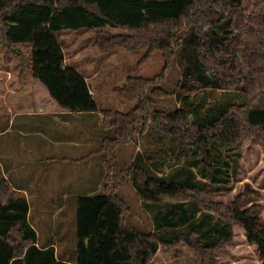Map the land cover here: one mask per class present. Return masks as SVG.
I'll use <instances>...</instances> for the list:
<instances>
[{"label": "trees", "instance_id": "obj_1", "mask_svg": "<svg viewBox=\"0 0 264 264\" xmlns=\"http://www.w3.org/2000/svg\"><path fill=\"white\" fill-rule=\"evenodd\" d=\"M105 26L123 32L99 43L104 53L146 48L142 60H148L161 51L163 70L154 77L129 76L114 87L137 103L128 111L104 110L114 135L99 148L102 187L74 198L73 236L58 239L59 251L55 239L39 242L28 198L0 177V264H152L160 247L181 243L195 250L201 264H218L233 222L243 225L264 264L260 206H241L249 189L230 203L213 198L232 190L243 141L264 144V0H0L2 45L16 57L23 56L19 46L30 45L33 75L71 112H93L99 105L85 75L66 63L56 31ZM175 59L179 105L157 108L154 96L170 93L159 82ZM147 126L155 149L121 166L116 147ZM126 177L151 213L154 231L126 223L129 206L116 191Z\"/></svg>", "mask_w": 264, "mask_h": 264}, {"label": "crops", "instance_id": "obj_2", "mask_svg": "<svg viewBox=\"0 0 264 264\" xmlns=\"http://www.w3.org/2000/svg\"><path fill=\"white\" fill-rule=\"evenodd\" d=\"M84 75L95 97L98 89L93 81L99 71ZM1 79L0 177L28 198L29 218L39 242L55 239L59 251L58 239L73 228L74 198L102 187L104 161L99 167V143L112 136L104 123V110L112 108L71 112L51 96L31 69L13 70V84L8 75H0ZM138 152H142L139 145L128 151V157L133 160Z\"/></svg>", "mask_w": 264, "mask_h": 264}, {"label": "rangeland", "instance_id": "obj_3", "mask_svg": "<svg viewBox=\"0 0 264 264\" xmlns=\"http://www.w3.org/2000/svg\"><path fill=\"white\" fill-rule=\"evenodd\" d=\"M119 32H123V29L105 26L102 29L59 30L56 31V35L63 45L69 66H73L90 76L95 71H99V75L94 78L93 82L98 89L95 99L100 108H112V111L115 109L128 111L135 107L137 100L123 98L114 91V87L122 85L129 76L154 77L160 75L165 60L161 51L155 52L148 60H142L146 48L133 51L117 48L111 53H104L100 49L99 43L109 34ZM16 48L18 49V46ZM19 50L23 58L16 57L12 51L4 48L0 40V75L3 77L8 75L9 83L13 82V70H30L32 63L30 45L23 44L19 46ZM180 78L181 70L175 59L159 82V86L167 89L170 93L154 96L157 108L173 110L179 105L174 90L177 88ZM2 81L3 79L0 80V85H3ZM222 93V91H218L215 95L220 97ZM105 126L108 124L105 123ZM146 129L144 134L137 130L130 143L120 144L116 147L121 166L131 165L133 160L128 157V151H134L136 146H140L142 153H146L147 149H153L146 137L150 131L149 126ZM109 131L113 136V128H109ZM99 141H101L100 137ZM240 147L241 155L237 174L231 182L232 190L217 194L213 198L224 203H230L237 194L249 189L251 196L244 198L241 206L258 204L264 226V144L254 138H247ZM101 155V151H99V167H103ZM116 191L129 206L126 223L145 232L154 231L151 213L143 207L142 200L132 181L128 177L124 178ZM72 236L73 233H69L68 237ZM66 243L68 250H70L71 239H67ZM61 244L63 246V243ZM217 260L218 264H262L258 248L248 241L243 225L238 222H233V237L217 253ZM152 264H201V258L195 250L181 243L172 248L160 247Z\"/></svg>", "mask_w": 264, "mask_h": 264}]
</instances>
